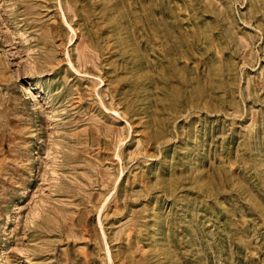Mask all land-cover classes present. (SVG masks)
I'll return each mask as SVG.
<instances>
[{
  "label": "rangeland",
  "instance_id": "obj_1",
  "mask_svg": "<svg viewBox=\"0 0 264 264\" xmlns=\"http://www.w3.org/2000/svg\"><path fill=\"white\" fill-rule=\"evenodd\" d=\"M0 264H264V0H0Z\"/></svg>",
  "mask_w": 264,
  "mask_h": 264
}]
</instances>
